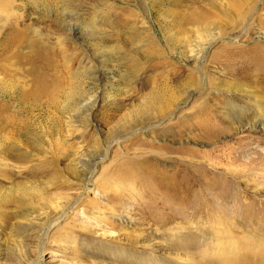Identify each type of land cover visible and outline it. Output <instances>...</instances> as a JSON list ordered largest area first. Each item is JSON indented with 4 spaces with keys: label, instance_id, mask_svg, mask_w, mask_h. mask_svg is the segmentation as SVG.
Returning a JSON list of instances; mask_svg holds the SVG:
<instances>
[{
    "label": "rangeland",
    "instance_id": "rangeland-1",
    "mask_svg": "<svg viewBox=\"0 0 264 264\" xmlns=\"http://www.w3.org/2000/svg\"><path fill=\"white\" fill-rule=\"evenodd\" d=\"M215 1L0 0V131L14 141L0 152V264L259 258L247 239L264 235V127L219 110L264 91V0L240 18ZM203 5L210 23L194 18ZM160 92L174 98L161 113Z\"/></svg>",
    "mask_w": 264,
    "mask_h": 264
},
{
    "label": "bare ground",
    "instance_id": "bare-ground-1",
    "mask_svg": "<svg viewBox=\"0 0 264 264\" xmlns=\"http://www.w3.org/2000/svg\"><path fill=\"white\" fill-rule=\"evenodd\" d=\"M202 1H205V4L210 8V7H214V8H217V9H219V5H218V3H217V1H215V0H166V2H168V3H170V4H172V5H177V6H179V5H181V6H184L186 3H189V2H194V3H197V2H202ZM254 4H256L255 3V0H232V5L233 6H235L237 9H238V11H239V13H237L238 14V18H240V15H242V16H244L245 15V9L247 8V6H248V9H249V11L250 10H252L253 9V6H254ZM194 18H197V19H200L201 21H204V22H206V23H210L211 22V20H212V13H209L208 12V10H207V7L205 6V5H203V6H200V7H198L194 12ZM187 19V18H186ZM189 19V18H188ZM191 19V18H190ZM196 19V20H197ZM192 20V19H191ZM194 20V19H193ZM236 21H237V19H236ZM189 22H191V21H189ZM213 22V21H212ZM217 22V21H216ZM214 23V22H213ZM223 23L220 21L219 22V24L218 25H214V26H216V27H218L220 30L218 31L217 30V32L216 33H214V31L210 28V26H212V25H210V26H208L207 24V26H206V33H207V35L209 36V39L208 38H206L205 40H207V41H205L204 42V44H206V45H203V43H201V41L199 42L198 41V43L196 44V46L198 47H196L197 48V51H196V56H195V59H196V62H197V64H199V62L201 63L202 61H203V57H204V55H205V51H206V48H207V46H208V44H210L211 42H213L214 40H216L217 38H219V37H224L225 35H226V32H225V30H222V28L220 27L221 25H222ZM208 27V28H207ZM205 29V28H204ZM260 34H262V33H260ZM238 37V36H237ZM202 42H203V40H202ZM7 42H4L2 45H4V46H7ZM255 47L257 48V49H259L260 50V52H264L263 50H264V44H261V43H257L256 45H255ZM251 51V50H250ZM220 52V51H219ZM184 53V52H183ZM222 53V52H221ZM220 53V54H221ZM186 54V53H185ZM184 55V54H183ZM221 55H223V54H221ZM259 55V54H258ZM263 58H264V53H261L260 54ZM186 56V55H185ZM261 57V58H262ZM200 65V64H199ZM202 65V64H201ZM203 66H196V70L199 72V73H201V71L204 69V68H202ZM195 74V73H194ZM191 76V75H190ZM196 76V75H195ZM192 77V76H191ZM194 77V76H193ZM2 78V77H1ZM196 78V77H195ZM198 80H200L199 78H197ZM192 81H193V79H189V82L190 83H192ZM199 82V81H198ZM193 83L195 84V83H197V80L196 79H194V81H193ZM192 83V84H193ZM196 86V85H195ZM13 87V86H12ZM18 88L20 87V86H17ZM14 88V87H13ZM254 92V91H253ZM157 93H159V91L158 92H156V93H154V94H157ZM160 93H162V92H160ZM22 94V96L23 97H26V96H28V94L27 93H21ZM58 97V96H57ZM57 97L55 96V94H51V97H49V99H48V101H47V103L49 104V105H53V106H55L56 108H59L60 107V102H59V100L57 99ZM164 97L167 99V103L165 102V99H164ZM158 99V100H157ZM157 99H154V101L153 102H155V101H157L158 102V104L157 105H155V107H157L156 109H158L159 110V112L161 113V112H163V111H165V110H167V105L169 106V105H172L171 103L174 101V98H173V96L172 95H165L164 93H162V95L161 94H158V96H157ZM170 99V100H169ZM38 100L39 99H36V100H34V102H38ZM207 103V102H206ZM206 103H205V105H206ZM38 104V103H37ZM148 105V104H147ZM146 105V106H147ZM204 105V104H203ZM204 105V106H205ZM208 105V104H207ZM254 106H256V107H254ZM151 107H154V103H150V105H149V108H151ZM249 107L250 108H248V107H245L243 104H237V105H235V104H232V103H230V104H225V105H223V108L221 109V110H219L220 111V113H221V116H222V114H223V116L227 119V118H231L232 119V124L233 123H237V122H241V121H243V120H245L246 119V117L248 116V114H247V111L249 110V109H251L252 111H257L258 112V114L255 116V118L254 119H249V120H251V121H253L254 123H253V125H255V124H258V125H261V126H263L264 127V91L263 90H260V91H258V92H256L255 93V101H254V103L253 104H249ZM169 108V107H168ZM171 108V107H170ZM147 110H149L148 108H147ZM148 112V111H147ZM9 125V120H7V121H5V123L3 124L2 122H0V128H3L4 126L5 127H7L8 125ZM13 125H14V122H13ZM9 134V133H8ZM5 131H0V146L1 147H3V149H1L0 148V152H2V153H4L5 155H10L11 153H10V150H9V148L12 146V144H13V142L14 141H8V138H9V135H8ZM241 157V156H240ZM1 158V157H0ZM2 159V158H1ZM27 159H29V158H27ZM204 162V161H203ZM197 163H201L200 161H198ZM6 164V162L5 161H2V160H0V170H2V171H0L1 173H2V175L4 174V175H7L8 176V171L6 170V168H3V167H1L2 165H5ZM208 165H210V164H208ZM232 165V164H231ZM6 166H7V164H6ZM8 166H9V164H8ZM246 166H247V163H246ZM31 167V166H30ZM235 168V167H234ZM5 170V171H4ZM12 170V169H11ZM34 170V169H33ZM231 171V173L232 174H236V176H242L243 175V173H246V171H245V167H242V168H240V169H238V171L237 172H235V171H233V169H230ZM13 171V170H12ZM75 171V170H74ZM249 176V175H248ZM251 176V178H253V179H256L255 178V176L256 175H250ZM173 183V184H172ZM175 184H177V181H172L171 182V184H170V186H172V185H175ZM180 184H181V181H180ZM192 184V183H191ZM261 232H263L264 233V230H260ZM254 232V231H253ZM248 233V232H247ZM247 240H249V241H251L252 243L251 244H253V245H261V247L264 249V235L262 236V237H258V238H255V239H247ZM229 256V255H228ZM57 260H58V258H57ZM56 260V258H55V261H57ZM187 263V262H186ZM190 263L191 264H194V261H193V259H191L190 260ZM219 264H234L233 262H232V258H231V256H229V257H227V258H223L220 262H218ZM239 264H264V250L261 252V253H259V258L256 260V261H251V260H249V257L246 255V252H244V257H241V260L239 261Z\"/></svg>",
    "mask_w": 264,
    "mask_h": 264
}]
</instances>
